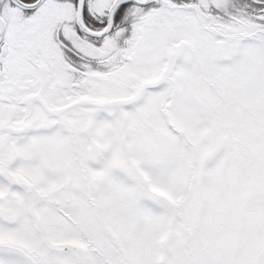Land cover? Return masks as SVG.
Wrapping results in <instances>:
<instances>
[{"label": "snow or ice", "instance_id": "obj_1", "mask_svg": "<svg viewBox=\"0 0 264 264\" xmlns=\"http://www.w3.org/2000/svg\"><path fill=\"white\" fill-rule=\"evenodd\" d=\"M0 264H264V0H0Z\"/></svg>", "mask_w": 264, "mask_h": 264}]
</instances>
